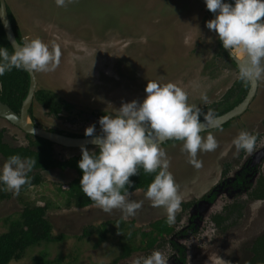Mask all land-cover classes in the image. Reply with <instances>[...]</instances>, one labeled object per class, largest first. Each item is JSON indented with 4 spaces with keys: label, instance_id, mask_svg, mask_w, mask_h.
Masks as SVG:
<instances>
[{
    "label": "rangeland",
    "instance_id": "obj_1",
    "mask_svg": "<svg viewBox=\"0 0 264 264\" xmlns=\"http://www.w3.org/2000/svg\"><path fill=\"white\" fill-rule=\"evenodd\" d=\"M8 1L21 24L25 39L39 37L49 46L55 44L59 47L61 55L57 68L51 72H35L38 90H53L71 102L90 101L87 105L73 104L74 112L67 119L48 116V111L35 102L36 122L43 128L84 133L86 127L95 124L90 114H114V109H118L122 102L142 100L146 95L144 89L147 80L177 83L188 92V102L195 105L197 102L204 104L201 93L207 95L206 103H210L218 100L230 86L232 73L224 74H230L226 81H217L213 74L205 75L202 72L203 59L200 56L187 58L192 53L194 41H209L208 32L203 30L209 31L205 26L207 19L200 24L198 21L206 12L204 0H67L63 7L57 6L55 0ZM192 30L195 33L192 34ZM216 36L214 33L212 43ZM192 65H195V70L189 74ZM99 90L104 93L98 94ZM105 100V109L98 108V103H104ZM260 107L261 100L258 98L250 109L253 117L260 113ZM253 117L249 116L250 119ZM245 123L240 119L233 124L232 131L211 132L218 144L213 151L197 152V159L202 162L200 168L189 163L188 154L181 150L182 142L165 147L169 168L173 167L174 178L180 185L189 182L194 178V173L196 177L198 170L213 162L218 151L224 147V142L223 157L216 163L221 167L225 161L236 162L240 151L236 150L232 139L241 129L250 132L254 120ZM95 126L96 132L100 131V127ZM2 128L7 129L4 141L9 145L28 144L21 130L0 118ZM56 152L66 157L78 154L80 149L57 146ZM4 160L0 155V165ZM262 170L264 174V163ZM221 172V168L217 169L216 166L211 184L219 180ZM41 174L44 181L25 192L14 194L5 189L10 196L0 203V220L8 216L16 218L26 204L44 205L49 200L55 206L47 212L46 218L53 226L54 235L63 234L64 239L33 247L23 259L10 264H34V258L43 252L49 260L60 259L55 264H132L135 257L148 255L139 251L126 260H116L121 252V233L115 232L120 224L116 220L125 223L134 220L135 226L144 230L149 228L150 223L167 215L162 206L154 207L144 192L135 191L130 197L143 201L141 208L132 216L124 217L120 209L105 212L98 206L68 209L64 206L65 198L59 189L66 190L76 173L72 170H52ZM204 187L207 188L206 185ZM204 187L195 186L186 196L183 192L182 201L201 197ZM240 202L245 204V208L237 221V227L231 231L229 229L227 233H219L207 219L202 232L197 233L194 240L185 242L188 251L184 264H222L220 259L230 264H247L251 260L249 249L256 238L264 233V200H246V195H243ZM107 221L113 233L108 234L107 240L98 247H94L96 235L89 239L82 237L86 227H100ZM5 231L2 221L0 234Z\"/></svg>",
    "mask_w": 264,
    "mask_h": 264
},
{
    "label": "clouds",
    "instance_id": "obj_2",
    "mask_svg": "<svg viewBox=\"0 0 264 264\" xmlns=\"http://www.w3.org/2000/svg\"><path fill=\"white\" fill-rule=\"evenodd\" d=\"M67 0H55L57 6H66ZM206 8L214 13L205 26L214 30L222 47L229 51L242 52L246 62L238 68L242 81L264 79V0H204ZM60 50L55 44L43 42L35 37L25 39L10 53L0 46V76L13 68L33 72L54 71L60 63ZM140 101L122 102L114 114L99 117V133L95 124L85 128L84 134L91 137L95 149L80 146L81 158L77 161L82 171L79 181L81 191L105 212L120 209L124 217L136 214L143 201L130 197L138 189L132 188L131 176L155 173L144 196L154 207L166 210V223H175L182 201L180 186L169 171V158L156 142L166 139L182 141V151L189 163L196 168L202 166L197 159L198 151H213L217 140L212 133L202 136V116L199 106L188 102V92L174 82L161 83L147 80ZM201 100L208 97L201 93ZM204 122H212L211 112L203 114ZM257 137L241 129L232 139L236 150L251 153ZM37 163L36 158L9 155L0 165V188L18 194L21 187L30 183L28 173ZM220 259V258H219ZM222 264H230L222 260ZM132 264H168V257L159 249L146 256H137Z\"/></svg>",
    "mask_w": 264,
    "mask_h": 264
},
{
    "label": "flooded vegetation",
    "instance_id": "obj_3",
    "mask_svg": "<svg viewBox=\"0 0 264 264\" xmlns=\"http://www.w3.org/2000/svg\"><path fill=\"white\" fill-rule=\"evenodd\" d=\"M5 3H6L9 18H10L9 12H11L12 16L14 17V19H15L18 27H19L21 39H22V42L24 43L25 38L23 37L22 32H21L22 31V29L20 27L21 24L18 22L19 20L17 19L16 15L12 12L10 5H9V1L5 0ZM205 11H206L205 15L202 16V19H200V20L198 19L199 24L202 21L205 22L206 19L207 20L212 19L210 17V15H208V11H207L206 6H205ZM10 20H11V18H10ZM11 22H12V20H11ZM193 30H192V34L195 33ZM203 30L208 32V40L209 41H207V40L200 41V39H199V41L197 40V42L194 41L193 42L194 43L193 48L191 51L192 53H190L191 55L188 56L187 58H191V56H200L203 59V60H201L202 72L205 75L213 74V76L216 77L215 80H217V81L220 79L222 81H226L227 79H229L230 74L227 76L224 75L226 72H228V73L230 72L232 74L230 76V78H231L230 79V86L226 89V91L223 93V95L218 100H214L210 103L204 102V104H202V105L197 102L198 105L197 104L196 105L199 106V108L201 109L202 116L200 117V119L202 121H203V114L208 113L209 111L211 112L212 117L215 118V117L221 116V115L227 113L228 111L234 109L235 107L239 106L241 103H243L246 100V98L249 95L250 89H251V81H242L241 79L238 78L237 72H238L239 67L235 63L233 58L231 57L229 50L224 49L222 47V43L218 39V36H216V40L213 43L211 42V41H213L212 36L214 35L215 31L214 30L208 31L205 28H203ZM14 33H15V31H14ZM15 35H16V33H15ZM215 35H217V34L215 33ZM16 38H17V36H16ZM190 44H191V42L189 43V45ZM231 52H233L236 55V51H231ZM193 70H195V65L190 66V70L188 71V73L193 72ZM1 89H2V86L0 83V90ZM210 89H212V87H210ZM40 90H43V89H40ZM37 91H38V83H37L36 92ZM43 91L48 92L54 96L55 102H53V103L59 104L60 109L56 112L50 111L41 102L37 101L35 99V95H34V100H33L32 106H31V109L33 110V118L30 116L31 120L33 121L32 123L37 127H40L42 129H45V130L53 132V133H58V134L66 135V136L73 137V138L87 137V136H85L84 133H68L62 129L57 130V129H52V128H47V129L43 128L40 124H38L36 122L34 110H35V102H38V103H40V105L44 109H46L48 111L47 112L48 116H50L52 118H56V119H62V118L67 119L68 116H70L74 112L73 107H72L73 104L74 105H77V104L78 105H87V104H90V101L86 99L83 102H79L77 100L71 102L67 98L63 99L58 93H56L53 90L51 91V90L45 89ZM36 92H35V94H36ZM102 93H104V92H101L99 90L98 94H102ZM258 98L261 100L260 113L258 115H256L255 117H253L252 112H250V109H251V106L254 104V102ZM0 101L4 104H7V103L3 102L1 99H0ZM93 102H95V99H93ZM22 104H23V102H22ZM98 104H99L97 106L98 108L105 109L103 106L106 104V100L104 101V103H98ZM8 106L11 109H13L10 105H8ZM231 106H233V107L231 108ZM227 108H230V109L226 110ZM20 110H21V108H20ZM15 112L18 114L20 113V111L19 112L15 111ZM90 115H91L92 122L95 123L97 126H99L98 119L100 116L105 115V114L104 113H100V114L98 113L96 115H93V114H90ZM249 116L253 117V119H250ZM0 118H2V117H0ZM258 118H260V119L257 122H255V120H257ZM2 119L8 121L5 118H2ZM240 119L242 120V123H243V121L247 122L245 124H248V120H254V123H252L253 128L250 130V132L254 133L257 137V141H256V144L254 146L253 151L251 153H248V152L244 151L243 149H241V150H239L240 154H238L236 156V159H237V160H235L236 162H234L232 160H228V161H225L223 164H221V167H219L218 163H216V162H219L220 159L223 157V154H224L223 151L225 148V142H224V143H222L224 145V147L222 148L221 151H218V154H216V155H218L217 157H215L216 160L214 159L213 162L207 163V165H205L204 168H201L200 170H198L200 173L198 172L196 177H195V173H194L193 176L195 179L192 178V179H190L189 182L187 181V182H185V184H183L181 186L179 181L175 178V181L180 186V193L182 196H183V194H182L183 192L185 193V196H186V193H191V191H192L191 189L195 188V186L196 187H198V186L204 187L206 185L207 188L204 187L205 188L204 193L201 195V197H198L196 200H187L186 199L185 201H181V206H180L181 208L179 210L180 213H176L175 223L172 225L168 224L169 227H171L173 229L170 234L158 236L157 235L158 232L154 231V235H157V240L154 242V245L150 249H147V250L135 251L132 253V255L134 253L135 254L138 253L139 251H144L147 254H149L153 249H159L164 253L165 256L168 257V264H176L177 263L176 261H178L180 264H184L187 261V251H188L187 245L185 242L190 241V240H194L197 233L202 232V230L205 227L207 219L208 220L210 219L211 225L214 226V228H216V231L218 230L219 233H221V232L227 233V231L229 229H230L229 231H231L232 229L237 227V221L243 215V210L245 208V204L240 202L241 196L246 195V200H250V199L251 200H264V174H263V170H262L263 169V163H264V79L257 81V87H256L255 95H254L252 101L250 102V104L248 105L247 109L240 116L231 119L230 121H228L224 125H221L219 127H216V128H213V129H210L207 131H203L200 134H205V133H209V132L211 133L214 131L219 133L220 131H228L230 129L232 131L233 130L232 129L233 124H235V122L239 121ZM8 122L10 124H12L10 121H8ZM255 123H258V124L254 125ZM12 125L15 126L16 128H18L19 130H21L16 125H14V124H12ZM227 127H229V128H227ZM2 130H4L3 139H5L7 129H5V128L0 129V131H2ZM23 133L27 134L25 132H23ZM96 133H99V131H97ZM28 135H30V134H28ZM31 136H33V135H31ZM34 137H36V136H34ZM170 140H173V139H170ZM170 140H168V141H170ZM223 140H225V139H223ZM168 141H166L162 144H159L160 147H162L164 149L165 147H167L169 145H175L177 143L182 142L179 140H175L174 142L167 143ZM55 145H56V147L60 146L63 149H69V148L80 149V147H64V146H61L58 144H55ZM86 147H92V149L96 148V146H93V145H88ZM79 154H80V152L78 154H70L69 156H66V157L59 156V155L58 156L60 158L62 157V158L67 159L69 157H73V156L79 155ZM216 166H217V169L221 168L222 172L219 174V177H220L219 180L217 182H215L216 181L215 180L213 182L214 184L212 183L213 184L212 185L211 181L214 178L212 176V174H215V167ZM172 168L171 169L169 168V171L172 174H174L172 172ZM205 169H206V172L204 171ZM55 170H60V169H55ZM66 170H72L76 173V171L74 169H71V168H67L65 170H60V171H66ZM49 171H52V170H49ZM42 172H45V171H42ZM199 174H201V175H199ZM209 174H211V175L209 176ZM76 176H77V173H76ZM208 183L210 185H208ZM181 187H183V188H181ZM137 191L144 192L143 190H137ZM69 209H71V208H69ZM78 209H80V208H78ZM82 209H84V208H82ZM180 215H181V217H180ZM180 219H181V221H179ZM161 220L166 221V216L161 217L154 222H158ZM119 221H121V220H118V221L116 220V222H118V223H119ZM130 222H133L132 226H129ZM105 223H109V221H107ZM152 223H150L149 228L143 230V229L137 228L135 226V221L131 220V221H128L124 227H125V231H127L128 233H134L137 231L136 232L137 233L136 234V237H137L136 242H139L138 244L142 245V243H141L142 238H141L140 233H142L143 231L151 232L152 228L150 226ZM208 228H206V230ZM120 233H123V232H120ZM254 245H255V241L253 242L252 246L249 249L250 253H251V250H252ZM169 252H170V254H167ZM130 257H128V258H130ZM128 258L120 259L119 261L126 260Z\"/></svg>",
    "mask_w": 264,
    "mask_h": 264
},
{
    "label": "trees",
    "instance_id": "obj_4",
    "mask_svg": "<svg viewBox=\"0 0 264 264\" xmlns=\"http://www.w3.org/2000/svg\"><path fill=\"white\" fill-rule=\"evenodd\" d=\"M231 2V0H229ZM208 15L213 18L214 13L208 9ZM12 20L13 28L17 36V40L22 44L19 27L9 12ZM0 46L6 47L11 53L13 51L10 46L3 26L0 21ZM0 83L2 89L0 90V99L10 105L15 111L19 112L22 106V102L27 96L30 77L26 70L13 68L11 71L5 72L3 76H0ZM35 99L41 102L50 111H58L60 109L59 104H55L54 96L43 90H38L35 94ZM233 106H231L232 108ZM230 108H227L228 110ZM30 116L33 118V110H30ZM4 130L0 131V154L6 159L11 154H19L22 157L36 158L37 163L33 166L32 170L28 173L31 177L30 183L21 187L20 192H25L33 186H38L44 181V177L41 174L42 171L49 170H65L67 168L74 169L77 176L67 185L66 190L59 191L64 197V206L66 208H86L89 206H96L89 197H87L79 186V181L82 176V171L77 166V161L81 158V153L67 159L60 158L56 152V145L46 139L34 137L25 134L28 145L26 146H12L9 145L3 139ZM170 140L167 143L174 142ZM155 173H145L142 168L139 169V174L133 175L130 179L133 181V189L145 191L148 184L154 179ZM135 192V191H134ZM10 195L5 192V189L0 188V203L7 199ZM54 203L47 200L44 205H29L26 204L23 210L16 218L6 217L2 219L3 225L6 227V231L0 234V264H10L13 261H19L23 259L27 251L33 247L41 246L42 244H49L53 242H60L64 239V235H54L53 226L51 222L46 218L47 212L54 207ZM0 220V224L2 223ZM219 222V221H218ZM109 223H104L100 227L88 226L84 229L82 237L89 239L92 235L97 236V242L94 247H98L100 244L107 240L108 234L113 233L108 228ZM120 227L115 232H123L120 237V249L121 252L117 257V261L120 259L128 258L133 252L138 250L150 249L154 242L157 240V235H168L172 232V228L164 221L153 222L151 224V232L143 231L140 233L142 238V245L136 243V232L128 233L125 231V225L123 221H119ZM133 222H130L129 226H132ZM125 231V232H124ZM139 231V230H138ZM154 231L158 234L154 235ZM252 258L247 264H264V233L256 238L255 245L252 250ZM60 259L49 260L46 253H40L34 258V264H55ZM115 261V263L117 262Z\"/></svg>",
    "mask_w": 264,
    "mask_h": 264
},
{
    "label": "water",
    "instance_id": "obj_5",
    "mask_svg": "<svg viewBox=\"0 0 264 264\" xmlns=\"http://www.w3.org/2000/svg\"><path fill=\"white\" fill-rule=\"evenodd\" d=\"M0 21L3 26L4 32L6 34V37L8 39V42L12 46L13 50L17 45H20L18 42L16 35L14 33L12 22L9 18L7 7L5 0H0ZM231 57L235 61V63L239 66H241L243 63L246 62V56H244L242 59H239L238 56H236L233 52L229 51ZM30 77V85L28 89V93L26 98L23 101L20 113H16L13 109H11L7 104H4L0 101V117L7 119L12 124L19 127L23 132L46 139L50 142H53L55 144L64 146V147H80L81 145L88 146V145H94L91 143V137H83V138H73L66 135L53 133L50 131H47L45 129H42L40 127L35 126L30 117V109L34 100V95L37 88V80L35 72L26 70ZM257 87V81L251 80V89L249 92L248 97L246 100L241 103L239 106L235 107L234 109L228 111L227 113L213 118L212 122H204L202 121V131H207L216 127H219L221 125H224L231 119L240 116L248 107L250 102L252 101L255 91ZM170 139H166L164 141L157 140L156 142L158 144H162Z\"/></svg>",
    "mask_w": 264,
    "mask_h": 264
},
{
    "label": "bare ground",
    "instance_id": "obj_6",
    "mask_svg": "<svg viewBox=\"0 0 264 264\" xmlns=\"http://www.w3.org/2000/svg\"><path fill=\"white\" fill-rule=\"evenodd\" d=\"M236 55L238 56L239 59H242L245 55L242 52H237Z\"/></svg>",
    "mask_w": 264,
    "mask_h": 264
}]
</instances>
